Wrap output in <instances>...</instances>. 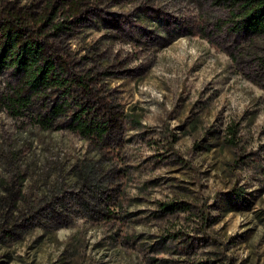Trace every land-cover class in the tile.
I'll return each mask as SVG.
<instances>
[{"label": "rangeland", "instance_id": "1", "mask_svg": "<svg viewBox=\"0 0 264 264\" xmlns=\"http://www.w3.org/2000/svg\"><path fill=\"white\" fill-rule=\"evenodd\" d=\"M243 3L90 4L69 45L78 69L108 71L130 114L122 152L12 115L9 74H0V264H264V32L241 23ZM112 162L129 176L118 177L126 187L115 219L88 213L80 197L63 218H47L41 208L57 205L59 188L80 190ZM162 202L177 206L161 211ZM204 208L214 220L206 230Z\"/></svg>", "mask_w": 264, "mask_h": 264}, {"label": "trees", "instance_id": "2", "mask_svg": "<svg viewBox=\"0 0 264 264\" xmlns=\"http://www.w3.org/2000/svg\"><path fill=\"white\" fill-rule=\"evenodd\" d=\"M92 2L98 0H0V74H9L4 99L14 116L29 114L43 129L55 125L66 127L89 140L101 153L115 145L122 152L130 114L111 94L108 71L96 66L78 69L69 45ZM241 16L246 29L264 32V0H244ZM191 32L198 33L194 29ZM201 34L205 36L204 32ZM237 130L238 122H235L230 129L232 143L237 142ZM176 141L177 136L171 133L168 147L181 156L175 148ZM124 166V163L121 166L117 162L110 163L98 176V181H85L80 190L69 192L59 188L57 205L54 206L53 200L48 202L52 205L51 211L41 209L49 220L58 221L66 214L70 198L80 197L88 213H96L107 222L115 219L118 197L125 195L126 187V181L118 182V177H129ZM233 190L237 202L248 207L246 191L242 187ZM120 204L123 208L124 201ZM176 206L162 202L160 210ZM202 219L205 230L214 222L205 208ZM211 263L229 264L221 257L197 264Z\"/></svg>", "mask_w": 264, "mask_h": 264}]
</instances>
